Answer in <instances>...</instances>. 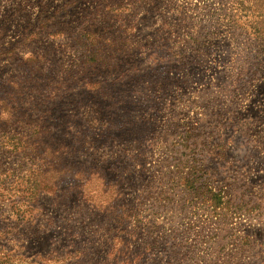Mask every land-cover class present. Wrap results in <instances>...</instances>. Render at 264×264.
I'll use <instances>...</instances> for the list:
<instances>
[{
    "label": "rangeland",
    "instance_id": "rangeland-1",
    "mask_svg": "<svg viewBox=\"0 0 264 264\" xmlns=\"http://www.w3.org/2000/svg\"><path fill=\"white\" fill-rule=\"evenodd\" d=\"M0 264H264V0H0Z\"/></svg>",
    "mask_w": 264,
    "mask_h": 264
}]
</instances>
